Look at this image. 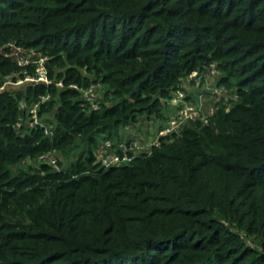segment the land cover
<instances>
[{
  "label": "trees",
  "instance_id": "obj_1",
  "mask_svg": "<svg viewBox=\"0 0 264 264\" xmlns=\"http://www.w3.org/2000/svg\"><path fill=\"white\" fill-rule=\"evenodd\" d=\"M195 71L223 89L206 122L94 164ZM0 264H264V0H0Z\"/></svg>",
  "mask_w": 264,
  "mask_h": 264
},
{
  "label": "built area",
  "instance_id": "obj_2",
  "mask_svg": "<svg viewBox=\"0 0 264 264\" xmlns=\"http://www.w3.org/2000/svg\"><path fill=\"white\" fill-rule=\"evenodd\" d=\"M19 63L21 65H25L28 63V60L22 58H19ZM38 75L37 76H26L25 79L19 80L18 82L23 81H45L48 82L46 79V73L42 65L40 64L36 68ZM73 88H76L79 90V99H82L83 101H86L91 109L95 110L98 108V98L100 97V94H98V90L96 86H89V87H83L79 88L77 85H71ZM216 89V88H215ZM185 87L177 88L171 95L168 104L174 108V113L170 115L164 124L159 127L158 130V139L156 141L149 140V132L147 133L149 136L145 138V141H143V138H138L139 136H131L130 139H113L110 137L103 136L101 140L99 141V144L97 146L98 152L100 153L99 156H97L94 152L95 156V162L98 167L101 168H110L113 166H120V165H126L129 164L135 157L143 154V153H149L151 150V147L155 144H158L159 139L162 136H165L167 134H172L174 132H177L184 122L188 120H195L200 119V109L196 106V104L193 101L188 100V96L186 92L184 91ZM219 95L221 96V93L223 92L222 88H219L217 90ZM214 93V92H213ZM49 96L45 95L41 99V101H45L48 99ZM40 102H36L32 105L30 112H31V121L34 124H39V117L37 115L38 108H39ZM213 110H211L212 113ZM210 113V114H211ZM206 122V118H205ZM44 132L45 134H50L51 130L44 126ZM152 141V142H151ZM96 149V148H95ZM46 157V158H45ZM51 158L55 159L53 152H47L39 155L36 160L38 163V160L43 159L47 160L48 162L52 163L51 166L57 167V161L52 160ZM47 163V162H46ZM49 163V164H50Z\"/></svg>",
  "mask_w": 264,
  "mask_h": 264
},
{
  "label": "rangeland",
  "instance_id": "obj_3",
  "mask_svg": "<svg viewBox=\"0 0 264 264\" xmlns=\"http://www.w3.org/2000/svg\"><path fill=\"white\" fill-rule=\"evenodd\" d=\"M18 51L21 52L22 54H20V55H22V57L27 60V57L29 56V54L26 53V52H28V51L27 50H22V49H18ZM31 51L32 50H30V53L33 52V51L32 52ZM39 63L41 64V62H39ZM23 68L24 67H22V70H24ZM24 73L26 74V72H24ZM211 75H212V73L211 72L209 73L208 71H199V72L195 71V72L190 73L187 77L184 78V81L186 82V84H188L187 88H185V90H184L186 92L187 96H188L187 98H188V100L193 101L196 104V106L200 109V116L199 117L203 121H205V118H207L210 115L211 110L214 109L215 101H216V99H218L217 97H219L218 96L219 93L217 92V90L219 88H221L220 85L215 83V79L211 78ZM24 82H28V81L11 83L9 81V79L7 78L6 85L14 84L13 88H20V87H23L21 85ZM29 82H32V81H29ZM38 82H45V81L42 80V81H38ZM174 108L175 107H173V109H172V107L167 103V108H165V110H166V112L169 111L170 115H172L174 113ZM50 115L51 114H48L47 116L49 117ZM50 118L53 120L52 116H50ZM149 121H150V123H149ZM149 121L147 122V118L145 116H142V117L139 118V120L137 121L136 125H131V126L126 125V127L125 126H120L118 128V132H119L120 136H123V138L130 139V138H132L131 137V132L135 131L136 128L141 127V129H140L141 131L139 130L140 131V135H139L138 138H143V141L146 142L145 138H147L150 135L149 136V140L156 141L158 139L159 127H161L164 124L163 122H165V121H163L162 119L156 120L155 118L154 119H149ZM27 123H28V125H32V126L33 125L34 126L35 125H39V124H34L31 121V119L28 120ZM148 124H151L152 125L151 127L153 129L151 127H149ZM154 125L156 127H154ZM46 127H48V126H46ZM124 127L128 128L129 131L125 130ZM145 130H149V131H152V132L148 133L149 134L148 135L146 132L144 133ZM94 152H95V154L97 156H99L100 153L98 152L97 148L94 149ZM57 153H58V155L54 154L56 161L57 162L58 161H62V163H63V164L55 165L57 167H54V168L56 170H59L60 168L66 167L68 165L67 162L69 160L67 159V162H66V159L62 157L61 153H59V151ZM51 159L55 160L54 158H51ZM38 161L41 162V163H46V162H47V164L50 163L47 160H43V159H40ZM26 163H28V161ZM51 164L52 163H50L49 165H51Z\"/></svg>",
  "mask_w": 264,
  "mask_h": 264
},
{
  "label": "crops",
  "instance_id": "obj_4",
  "mask_svg": "<svg viewBox=\"0 0 264 264\" xmlns=\"http://www.w3.org/2000/svg\"><path fill=\"white\" fill-rule=\"evenodd\" d=\"M187 85H188V84H186V82L183 83V87L187 88ZM169 115H170V114H169ZM163 121H166V120H163ZM163 123H164V122H163ZM148 125H149V127L152 126L151 124H148ZM155 125H156V124H155ZM155 125H154V127H156ZM125 127H126V126H125ZM125 127H124V129H125V130H128V128H125ZM151 128H152V127H151ZM140 129H141V127L136 128L135 131L131 132V136H135L136 134H140V131H141ZM152 129H153V128H152ZM139 130H140V131H139ZM128 131H129V130H128ZM148 132L150 133V132H152V131H149V130H148ZM122 137H123V136H122Z\"/></svg>",
  "mask_w": 264,
  "mask_h": 264
}]
</instances>
